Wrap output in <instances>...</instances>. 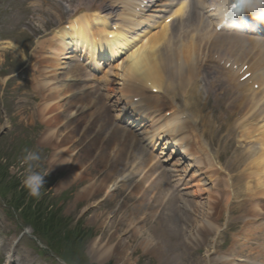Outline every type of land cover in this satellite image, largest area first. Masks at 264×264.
Instances as JSON below:
<instances>
[{"label":"rangeland","instance_id":"1","mask_svg":"<svg viewBox=\"0 0 264 264\" xmlns=\"http://www.w3.org/2000/svg\"><path fill=\"white\" fill-rule=\"evenodd\" d=\"M91 1L0 0V125H8V131L0 137V264L264 262V187L259 181L264 178V168L246 169L237 159L245 149L247 158L251 156L248 152L254 148V153L260 151V140L251 136L253 128L229 131L224 127L230 119L222 117L227 115L223 111L229 108L219 107L215 102L213 92L216 90L208 97L205 91L201 90V93L205 101L209 99L212 113L219 115L218 120H214L216 127H223L213 133L206 130L203 135L211 148L210 155L224 170L218 174L216 192L212 193L213 199L215 196L220 198L212 201L213 208L209 212L197 206L196 201H204L201 196L188 198L190 212L181 210L183 214L185 212L187 224L194 229L192 233L199 234L188 239L181 230L187 224H182L178 209L174 208V201L168 194L170 190L165 187L166 180L152 186L156 176L148 160L144 161L147 164L142 165L137 176L119 181L116 188L108 191L112 181L107 175L113 174L118 178L133 167L137 158L144 156L136 148L134 152L130 151L127 143L120 141L123 145L115 144L121 134L114 136L116 131L111 127L112 119L108 124L105 122L107 126L103 130L100 129L101 122L95 121L103 120L95 114L99 106L73 113L74 107L69 102L76 104L81 97L72 100L64 93L61 95L65 96L64 99L57 98L60 99L58 103L45 109L43 97L38 92L25 94L32 85L37 86V78L42 72L39 66L46 64L39 47L44 42H39L43 37L48 38L47 33L57 27L60 19L79 8L78 4L82 6L84 2L86 6ZM38 27L42 29L38 30ZM13 45L17 47L12 52L8 46ZM36 61L38 71L31 73V77L26 74L25 67L34 68ZM214 77L206 76L212 80ZM199 80L201 84V78ZM99 113L106 117L104 111ZM222 118L225 121H221ZM111 133L113 138L110 136L112 139L108 140ZM200 138L192 137L197 148ZM25 148L41 153L43 159L37 170H50L39 199L30 197L22 184L20 161ZM172 155L174 157L168 159L166 166L178 158L177 154ZM164 157L166 155L162 154L161 159ZM236 159L237 164L234 163ZM227 177L231 178L229 187L226 185ZM86 192L90 194L86 195ZM227 193L230 200L225 203ZM152 201L155 203L153 210L145 206V202L150 206ZM166 204L169 209L164 214L162 211ZM137 207L142 210L139 225L161 245L158 255L148 253L151 249L140 242L141 235L138 238L133 235L132 214ZM115 220H119L117 237L127 240L130 246L126 257L118 259L114 253L101 259L94 257L92 247L109 239L108 236L102 239L103 232L98 225L101 222L112 224ZM207 221L221 228L215 243L213 231L206 229ZM110 245L114 249L115 240ZM133 248H139L137 253L131 251ZM8 254H12L13 262H9Z\"/></svg>","mask_w":264,"mask_h":264},{"label":"bare ground","instance_id":"2","mask_svg":"<svg viewBox=\"0 0 264 264\" xmlns=\"http://www.w3.org/2000/svg\"><path fill=\"white\" fill-rule=\"evenodd\" d=\"M206 1L193 0V3L205 6ZM142 2L143 0H113L108 5H100L94 2V6L88 10L90 13L88 11H78V13H73L70 16L69 21H71V25L69 24V29H65L64 25L60 27L59 32H55L54 35L48 37L49 39L43 37L39 43L44 42V44H39V47L40 51L44 50L43 53L46 55H43V58H47L46 62L49 65H47V70H45V78H37V86H31V93H34L37 89L40 91L41 97L47 98L48 103L45 102L43 106L45 109L50 104L58 103L57 98L64 99L65 96H61L64 93H67L66 98L70 96L81 97L80 102L77 103V109L82 107V110L94 105L91 97H93L94 101L95 99L99 101L102 98H113L111 105L112 110L118 112L116 117H119L120 114H125L127 126L131 125V127L134 126L137 129L140 126V130L137 132L139 143L145 141V145H158L162 141L164 147L173 145L171 151L185 152L186 166L189 169L194 168L193 172L191 174L186 173L187 167L181 170H178L177 167L162 169L159 175H156L157 177L154 179L155 181L152 183V186L155 187L156 184H160L161 181L166 180L165 187L168 188L167 190H170L171 200L175 204L174 208L178 209V215L183 221L182 224H187L188 219L182 210L190 212V203L188 201L190 196H201L204 201H196L197 206L207 212L213 208L212 201L220 198L215 196L213 199L212 194L216 181L213 178V172L219 168L216 167L213 159L208 157V154L202 149H199L201 153L199 159L195 156L196 152H194L189 143L190 132H186L188 127H192L198 132V129L192 122L195 117L200 116L201 110L199 107L203 108L199 104L197 86L198 69L202 63L208 61L211 63L209 67H214L215 70L222 72V76L216 72V76H220L217 82L224 84L223 87L220 86V89L225 87L226 90L222 97L228 101L230 108L239 113L241 117L237 119L238 122L235 128H238V125L243 122H245L243 125H246L247 121L255 120L260 122L257 128L264 131V72L260 70L264 66V42L261 39L245 37L230 32H217L215 30L216 22H214L213 18H205L194 7L187 6L184 9L182 6H178L177 10L181 11L178 19H173L170 24H160L158 32L151 34L145 30L136 32L140 25L150 22L152 18L156 19L162 11V4L157 1L152 10L146 11L144 14L138 12L136 7H142ZM118 5L123 10L121 18H124L125 24L121 21V23H115V26L111 27L109 24L111 13H108V15H99V13L104 9L103 7L113 8ZM108 26L111 27V30L107 28ZM103 29L114 37L112 41L114 45L126 47L127 45L137 44V46L117 64L115 63L107 68L103 76H92L87 72L85 66L76 60L78 56L77 50L83 49L86 45L89 46L90 44L97 43L96 39L91 35L93 32ZM138 41H141V43L138 44ZM46 42L48 45H46ZM238 47L240 49H237ZM221 63L224 65L220 68L218 64ZM227 63H230V68L225 67ZM245 66L246 69H244ZM31 71V68L27 70L28 73ZM246 73H250V75L242 81L241 78ZM74 81H80L77 82L79 86H75ZM254 84L258 85V90L252 88ZM210 87L212 88L213 84ZM150 91L163 93L168 100H175L180 94L185 96L186 106L189 107L186 117L184 116L185 118L183 117V119L180 114H177L178 110L174 108L172 109L175 113L169 117L166 114H170L171 112L162 113L159 112V109L154 111L150 107L144 113L142 107L134 102L132 98L138 95L142 100L143 98L149 99V101L151 99L152 104L158 105L155 96ZM75 105L72 107H75ZM125 109L128 112L133 111L137 115L129 116ZM107 110L110 111V107H107ZM72 111L73 113H77L78 110L72 109ZM97 118L103 119L95 120L101 122L99 127L103 130L109 121H106V118L100 117V115ZM203 120H207V117L204 116ZM103 123L105 124L103 125ZM205 123H207L206 128L214 131V127L210 121H204ZM95 134L99 137L97 131ZM50 135L52 136V134ZM116 135L117 132L114 136ZM110 136L112 137L113 134L109 135L108 140L113 138ZM258 139L260 140L258 142L260 151H258L259 153L256 152L259 155H257L258 157L254 153L255 148L252 152H248L251 153L249 158H247L246 149L244 150L245 152L243 151L242 154L237 156L239 162L246 169L256 166L264 168V137ZM125 143L128 145L129 139H126L123 144ZM115 144L123 145L119 138ZM204 144L203 142L202 148L205 149ZM181 146L184 147L183 150H181ZM133 148L134 152L135 146ZM141 149L144 152L146 151L145 155L142 153L144 157L137 158L131 169L119 175L118 178H114L113 174L106 176L112 181L109 185V190L115 188L120 180H130L132 177L137 176L142 165L146 163L144 161L148 160V163L155 158L146 148L142 147ZM160 153H163V151H160ZM237 159L234 162L235 164L238 163ZM250 159H253L252 162L247 163ZM153 161L154 165L151 171L153 172L157 169L159 171L162 165H155L159 160ZM203 162H205L206 168L203 166ZM183 163L182 158H178L172 165H181ZM220 170H223V168L221 167ZM174 171H181L183 173L177 174ZM228 174L230 173L227 172V176ZM255 177H259V175L255 174ZM238 179L241 180V178ZM259 181L261 186L264 187V178L261 177ZM226 185L227 187L231 185L230 179L226 180ZM89 194L90 192H86V195ZM148 198L147 194V201ZM225 200V203L229 202V193L226 194ZM145 206L153 210L155 203L152 201L149 206L145 202ZM253 206L257 207V211H260L256 203H253ZM167 209H169L168 204H166L162 213L165 212L164 214H166ZM132 215L133 235L137 238L141 235L140 242L151 249V252L148 253L158 255L162 249L161 245L158 241H155L149 231H145L139 225L142 215L141 208H135ZM123 220L121 218V222ZM206 223L208 225L206 229L209 232L213 231L215 235V243L221 228L214 222L207 221ZM118 225L119 220H115L112 224L108 225H104L102 222L101 225H98L103 232L102 239L107 236L109 239L92 247L94 257L101 259L102 257L109 256L110 253L116 254L114 256L118 259L126 257L125 253L130 249V246L127 240L117 237ZM188 226L187 224V226L183 225L181 227L185 238L197 237L199 234L192 233L194 229L191 224L189 226L190 229ZM133 235L132 237L134 238ZM112 240H115L114 249L110 245ZM138 249L133 248L131 251L137 253ZM262 257L264 256L262 255ZM257 264H264V262H258Z\"/></svg>","mask_w":264,"mask_h":264},{"label":"clouds","instance_id":"3","mask_svg":"<svg viewBox=\"0 0 264 264\" xmlns=\"http://www.w3.org/2000/svg\"><path fill=\"white\" fill-rule=\"evenodd\" d=\"M17 46L13 45V48ZM8 126L7 123L0 125V130ZM43 157L40 152L25 148L24 155L21 158L20 164L23 168L22 184L27 190L30 197L39 199L42 195L41 190L44 188L45 177L50 170H37L40 168V163Z\"/></svg>","mask_w":264,"mask_h":264},{"label":"snow or ice","instance_id":"4","mask_svg":"<svg viewBox=\"0 0 264 264\" xmlns=\"http://www.w3.org/2000/svg\"><path fill=\"white\" fill-rule=\"evenodd\" d=\"M220 2L227 5L226 15L233 17L242 16L247 9L264 5V0H220Z\"/></svg>","mask_w":264,"mask_h":264}]
</instances>
